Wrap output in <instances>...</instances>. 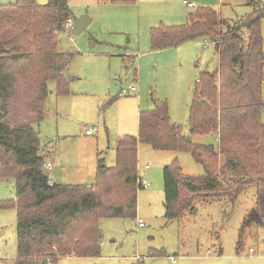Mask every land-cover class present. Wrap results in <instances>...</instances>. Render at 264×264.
<instances>
[{
  "label": "trees",
  "instance_id": "obj_1",
  "mask_svg": "<svg viewBox=\"0 0 264 264\" xmlns=\"http://www.w3.org/2000/svg\"><path fill=\"white\" fill-rule=\"evenodd\" d=\"M249 5L252 13L231 25L216 11L198 8L185 25H161L150 32L154 50L197 39L214 43L218 66L214 72L201 73L196 82L188 127L189 137H210L216 146L186 142L182 127L171 123L166 102L152 100L153 109L139 113L138 134L117 142L114 167L99 161L92 185L49 186L44 164L53 151H46V146L38 150L41 142L33 125L46 118L49 82L55 83L57 96L69 93L63 72L71 55L59 49L58 40L67 30L69 9L66 0H49L44 6L36 0L0 4V180H13L15 189V199L0 202V209H15L17 214L14 264H57L63 257L99 256V220L136 217L137 192L142 190L137 186L140 145L188 152L204 171L202 176L186 177L176 160L164 167L167 220L178 219L200 198H223L234 205L251 185L256 188L257 215L264 217V124L260 121L264 4L250 0ZM11 116L14 128L4 122ZM246 226L247 222L240 239ZM240 245L241 240L237 252Z\"/></svg>",
  "mask_w": 264,
  "mask_h": 264
},
{
  "label": "rangeland",
  "instance_id": "obj_2",
  "mask_svg": "<svg viewBox=\"0 0 264 264\" xmlns=\"http://www.w3.org/2000/svg\"><path fill=\"white\" fill-rule=\"evenodd\" d=\"M48 1L36 3L44 6ZM120 1L66 0L72 23L80 17L90 22L77 36L69 30L59 35V49L71 55L63 72L69 93L57 96L55 83L49 82L46 118L33 125L41 142L38 150L46 146L54 154H48V161L57 160L54 171L44 169V173L58 185H92L98 160L107 168L114 167L117 142L138 134V114L151 111L152 100L166 102L171 123L182 127L192 144L216 146L210 137H189L188 127L196 80L218 66L214 45L197 39L154 50L150 32L161 25H185L198 8L216 11L231 25L252 13L250 0ZM252 1L264 4V0ZM13 2L0 0V4ZM261 35L264 52V20ZM242 36L247 39V32L243 30ZM129 87L135 90H127ZM112 99L115 101L109 103ZM261 102L264 106V82ZM14 120L11 116L4 122L14 128ZM260 121L264 124V109ZM88 129L93 130L90 137L85 135ZM174 160L182 175H204L188 152L138 146V176L149 187L137 192L136 217L100 219L99 256L63 257L57 264H264V217L257 215L253 185L239 194L234 205L223 198H200L178 219L165 218L163 169ZM14 199L13 180H0V202ZM138 220L143 222L142 228H138ZM16 227L15 209H0V264H14L17 258ZM239 240L242 249L237 252Z\"/></svg>",
  "mask_w": 264,
  "mask_h": 264
},
{
  "label": "built area",
  "instance_id": "obj_3",
  "mask_svg": "<svg viewBox=\"0 0 264 264\" xmlns=\"http://www.w3.org/2000/svg\"><path fill=\"white\" fill-rule=\"evenodd\" d=\"M186 2H184V4H185ZM187 5H188V7H194V5L193 4H188V3H186ZM71 26H72V21L71 20H68L67 22H66V28H67V30H69L70 31V29H71ZM206 43H209V42H207V41H205ZM209 44H211V43H209ZM211 45H214V43H212ZM205 46H206V44H205ZM197 82H198V80H197ZM127 90H130L131 92H133L134 90H135V88L134 87H129ZM123 93H127V91H124L123 90ZM92 133H93V130H91V129H88L86 132H85V135H87V136H89V135H92ZM145 168H147V167H145ZM44 169H47L48 171H51V169H52V167H51V164H50V162L48 161V162H46L45 164H44ZM48 184H49V186H54L55 185V183L53 182V181H48ZM137 186H139L140 187V189H145V188H147V187H149V185L144 181V180H142L140 177L138 178V180H137ZM137 224H138V228H142L143 226H144V224H143V222L141 221V220H138V222H137ZM250 253H252V251L250 250ZM172 259V258H171Z\"/></svg>",
  "mask_w": 264,
  "mask_h": 264
},
{
  "label": "water",
  "instance_id": "obj_4",
  "mask_svg": "<svg viewBox=\"0 0 264 264\" xmlns=\"http://www.w3.org/2000/svg\"><path fill=\"white\" fill-rule=\"evenodd\" d=\"M90 22L89 19H87L86 17H80L78 19H76L71 26L70 29V34L73 36H77L79 35L88 25V23ZM186 142H190V139H186Z\"/></svg>",
  "mask_w": 264,
  "mask_h": 264
},
{
  "label": "crops",
  "instance_id": "obj_5",
  "mask_svg": "<svg viewBox=\"0 0 264 264\" xmlns=\"http://www.w3.org/2000/svg\"><path fill=\"white\" fill-rule=\"evenodd\" d=\"M205 41V40H204ZM196 82H197V80H196ZM140 113V112H139ZM138 116H139V114H138ZM87 130H85V132H86ZM93 134V133H92ZM87 136V135H86ZM90 136H92V135H89L88 137H90ZM54 155V154H53ZM51 164V163H50ZM57 160L55 161V163H53V164H51V167H52V169H51V171L50 172H52V171H54V169L57 167ZM99 160H98V163H97V165H96V170H97V168L99 167ZM58 175H59V172L57 173ZM55 181L57 182V180L55 179ZM56 182H54L55 184H56Z\"/></svg>",
  "mask_w": 264,
  "mask_h": 264
}]
</instances>
